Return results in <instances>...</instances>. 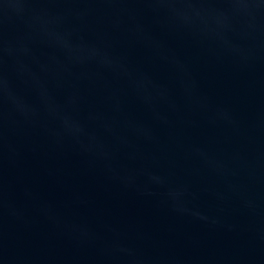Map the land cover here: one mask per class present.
I'll use <instances>...</instances> for the list:
<instances>
[{
  "label": "water",
  "instance_id": "1",
  "mask_svg": "<svg viewBox=\"0 0 264 264\" xmlns=\"http://www.w3.org/2000/svg\"><path fill=\"white\" fill-rule=\"evenodd\" d=\"M0 264H264V0H0Z\"/></svg>",
  "mask_w": 264,
  "mask_h": 264
}]
</instances>
